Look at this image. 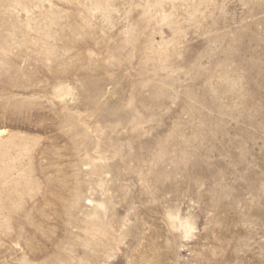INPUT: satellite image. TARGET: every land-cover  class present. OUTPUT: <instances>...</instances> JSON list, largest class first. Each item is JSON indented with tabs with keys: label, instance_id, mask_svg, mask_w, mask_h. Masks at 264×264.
<instances>
[{
	"label": "rangeland",
	"instance_id": "obj_1",
	"mask_svg": "<svg viewBox=\"0 0 264 264\" xmlns=\"http://www.w3.org/2000/svg\"><path fill=\"white\" fill-rule=\"evenodd\" d=\"M0 264H264V0H0Z\"/></svg>",
	"mask_w": 264,
	"mask_h": 264
},
{
	"label": "bare ground",
	"instance_id": "obj_2",
	"mask_svg": "<svg viewBox=\"0 0 264 264\" xmlns=\"http://www.w3.org/2000/svg\"><path fill=\"white\" fill-rule=\"evenodd\" d=\"M3 132H4V131L1 130V131H0V134H2Z\"/></svg>",
	"mask_w": 264,
	"mask_h": 264
}]
</instances>
